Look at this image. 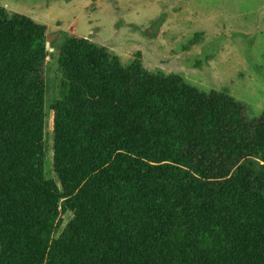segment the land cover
Wrapping results in <instances>:
<instances>
[{
  "label": "trees",
  "instance_id": "trees-1",
  "mask_svg": "<svg viewBox=\"0 0 264 264\" xmlns=\"http://www.w3.org/2000/svg\"><path fill=\"white\" fill-rule=\"evenodd\" d=\"M46 44L0 8V264H264V112L64 35L48 181Z\"/></svg>",
  "mask_w": 264,
  "mask_h": 264
},
{
  "label": "rangeland",
  "instance_id": "rangeland-1",
  "mask_svg": "<svg viewBox=\"0 0 264 264\" xmlns=\"http://www.w3.org/2000/svg\"><path fill=\"white\" fill-rule=\"evenodd\" d=\"M0 8L46 27L48 181H55L50 108L64 35L106 48L123 66L140 60L149 74L178 76L203 93L226 92L250 118L264 112V0H0ZM71 218L60 210L56 238Z\"/></svg>",
  "mask_w": 264,
  "mask_h": 264
},
{
  "label": "crops",
  "instance_id": "crops-1",
  "mask_svg": "<svg viewBox=\"0 0 264 264\" xmlns=\"http://www.w3.org/2000/svg\"><path fill=\"white\" fill-rule=\"evenodd\" d=\"M66 30H64V32H65ZM75 37V36H74Z\"/></svg>",
  "mask_w": 264,
  "mask_h": 264
}]
</instances>
